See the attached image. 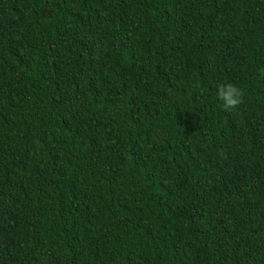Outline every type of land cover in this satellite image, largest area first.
<instances>
[{
  "label": "trees",
  "instance_id": "16d2710c",
  "mask_svg": "<svg viewBox=\"0 0 264 264\" xmlns=\"http://www.w3.org/2000/svg\"><path fill=\"white\" fill-rule=\"evenodd\" d=\"M0 264H264V0H0Z\"/></svg>",
  "mask_w": 264,
  "mask_h": 264
},
{
  "label": "clouds",
  "instance_id": "9594fccd",
  "mask_svg": "<svg viewBox=\"0 0 264 264\" xmlns=\"http://www.w3.org/2000/svg\"><path fill=\"white\" fill-rule=\"evenodd\" d=\"M243 91L232 83L221 85L217 91V98L221 107L226 111L235 110L242 103Z\"/></svg>",
  "mask_w": 264,
  "mask_h": 264
}]
</instances>
